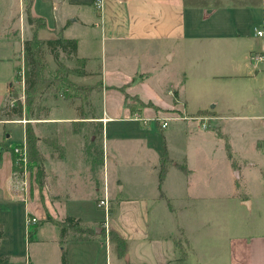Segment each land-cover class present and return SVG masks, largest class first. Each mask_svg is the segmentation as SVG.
<instances>
[{
    "label": "crops",
    "instance_id": "obj_1",
    "mask_svg": "<svg viewBox=\"0 0 264 264\" xmlns=\"http://www.w3.org/2000/svg\"><path fill=\"white\" fill-rule=\"evenodd\" d=\"M27 1L17 0L19 13L11 10L8 25L0 26V112L27 39L35 33L77 39V57L100 75L103 106L97 116L77 111L72 118L103 127L101 160L85 162L71 145L67 155L44 160V177L57 178L66 166L79 176L82 168L88 199L100 208L98 199L107 195L111 209L108 217L86 218L54 206L56 214L48 181L40 193L16 185L12 153L0 163V264H62L65 250L68 264H264V176L254 178L251 170L261 155H241L250 149L264 155V0ZM28 5L42 26L29 22ZM85 6L94 7L91 17ZM197 79L206 84L202 99L188 91ZM156 116L170 117L168 126ZM227 119L238 122L234 145L222 126ZM5 121L0 153L12 137L3 133ZM176 139L184 140L182 149ZM165 145L169 162L160 186ZM18 205L21 221L13 229ZM31 216L44 223L29 240ZM48 216L81 219L94 237L63 239Z\"/></svg>",
    "mask_w": 264,
    "mask_h": 264
},
{
    "label": "rangeland",
    "instance_id": "obj_2",
    "mask_svg": "<svg viewBox=\"0 0 264 264\" xmlns=\"http://www.w3.org/2000/svg\"><path fill=\"white\" fill-rule=\"evenodd\" d=\"M16 1L17 0H4L2 1L3 3H0L1 27L7 26L10 22L11 10L14 12V9L17 7L16 10L19 13V3L16 5ZM25 1L26 3L28 2L27 0ZM84 9L87 11V16L89 15V17H91L94 7L85 6ZM94 13H96V9ZM37 37L39 36L37 35ZM16 58L20 65V72L19 77H17L9 91L8 102L16 104L21 100L24 104L26 115L24 119L7 120L3 123L4 135L12 134V137L5 140L7 147L5 146L6 151L0 153V163L4 165L8 159L7 157L10 156L12 158V153H14L17 156L15 164L18 167L15 172L16 185H18L24 193H32L35 190H38L40 193V190L42 191L48 185V192H50L49 196L53 204L52 210L55 211L56 214L58 212L55 210L54 206L57 207L60 213H65L68 210L71 214H83L86 218L94 216L96 218L105 217V209L98 208L94 201L88 199L89 188L84 184L87 172H85L84 169L81 168V170H79L78 176L76 167L66 166L59 172V177L56 178V176L52 175L48 180L44 177V160H58L63 157L64 154L67 155L68 150L66 149H71V145L77 146L78 149L82 150L80 153H84L82 157L85 159V162L90 161L88 163H98L99 160H101L102 140L101 134L98 133L99 125L90 124L91 122H85L82 119L80 120V118L79 120L78 118L77 120H74L76 118H72L76 115L77 111L84 112L87 118H90V116L94 114H96V116L100 114L103 106V98L102 95L100 96L103 90L102 83L100 82V75L97 73L83 75L85 66L81 59L68 57L64 55V53H61L59 60H55L54 56L49 53L48 48L44 47L43 60L47 66L45 67L43 77L45 76L49 79V87L45 89L43 94H32L31 97L34 96V99L31 106H28V94L25 91L26 66L23 52L19 53ZM178 65L177 63H169L168 67L173 69ZM66 74L69 75L70 83L66 85L57 84L58 76H64ZM47 82L48 81H45L44 84ZM203 86H206L204 81H199L197 79V82L189 86L188 91L193 96L196 95V99H202L200 96L201 88H204ZM233 90H235V86H230L229 91L231 94ZM129 103L143 106V103L136 100H134V102L131 100ZM47 115L48 118L46 117ZM63 117L68 120H58ZM234 123L238 122L233 119L222 121V126L225 128V130H223L225 133L229 134L231 145H234V136H238L239 130H235L233 126ZM27 128L32 131V139L30 140H28L26 136ZM183 141L182 139L179 144V139H176L175 147L177 149H182ZM16 147L20 149L18 152L15 150ZM255 152H251L250 149V152L246 151V153H241V155L246 158H248V156H250V158L254 156L255 158V156L260 153L261 157H256L257 165L251 170L254 176H256L254 178H262L264 173L259 169L262 167V163H264V155L262 156L261 150ZM236 158L238 162L244 163V161L238 159V156H236ZM41 171H43V175H41ZM67 173L69 175H67ZM234 175L236 176L235 172ZM45 180L46 182L48 181L47 185H45ZM55 195H63L64 198L59 199L56 198L57 196L54 197ZM30 201H33V199H30ZM31 203L35 204L34 201ZM4 209V206L0 204V215L3 214L2 210ZM21 209L22 205H18L13 211L14 216L12 218V223H10L13 229L20 225ZM43 223L44 222L39 221L37 224L30 225L29 231H31V234L28 231V234H30L28 235L29 240L33 239L37 227ZM70 235L72 237H77L79 234L68 231L66 237ZM9 245L8 242L6 247H9ZM15 248L16 250L18 249V252H21L20 255L22 257L25 256V254L29 256V250L24 246L22 249L19 245Z\"/></svg>",
    "mask_w": 264,
    "mask_h": 264
},
{
    "label": "trees",
    "instance_id": "obj_3",
    "mask_svg": "<svg viewBox=\"0 0 264 264\" xmlns=\"http://www.w3.org/2000/svg\"><path fill=\"white\" fill-rule=\"evenodd\" d=\"M29 12V22L31 24H34L36 27L42 26V20L34 18L30 14V5H28L27 8ZM36 33L32 36L31 39H27L24 42V59H25V66H26V72H25V91L28 94L27 97V105L31 106V103L33 101V97H31L32 94L41 93L43 94L45 89L49 87V79L47 77H43L45 67L47 66L43 60V49L48 48L49 53H51L55 60H59L61 53H64V55L68 57H76L77 59H81L77 57V50H78V40L77 39H71V38H64L62 36H58L56 38H49V39H38ZM83 61V64L85 66V60L81 59ZM20 72V66L17 67V77H19ZM90 73L84 69L83 75H89ZM57 76V75H56ZM56 78V77H55ZM57 84L66 85L70 83L69 75H59ZM45 81H48L46 84H44ZM80 112V111H79ZM82 113V111L80 112ZM84 114V112H83ZM25 109L24 104L21 100L18 101L16 104H11L8 102V100L5 102V104L1 108L0 112V119L5 120H13V119H24L25 117ZM39 118V117H38ZM103 127L101 126L98 130V133L102 135ZM32 131L27 128L26 130V136L27 139H32ZM17 160V156L14 154V170H17L18 167L15 164ZM42 160V159H41ZM169 162V157L167 153L166 145L164 146V154L161 159V165H160V186L162 185V182L164 180L166 171H167V164ZM41 175H43V171H41ZM42 182V181H41ZM48 221L55 222L58 224L61 228V235L63 239L66 237V233L68 231H72L74 233L79 234L77 237L78 239H89L94 237V229L88 226H85L83 224V221L81 219L75 218L73 216H67L62 221L54 220L52 217L48 216L46 218ZM44 222V221H41ZM31 234V231H29ZM3 225L0 224V244L1 239L3 238ZM28 234V235H30ZM3 259H0V262H2ZM62 264H68V257L66 250L63 252L62 256Z\"/></svg>",
    "mask_w": 264,
    "mask_h": 264
},
{
    "label": "built area",
    "instance_id": "obj_4",
    "mask_svg": "<svg viewBox=\"0 0 264 264\" xmlns=\"http://www.w3.org/2000/svg\"><path fill=\"white\" fill-rule=\"evenodd\" d=\"M97 6H100V2L97 3ZM258 34L260 36L263 35V31H258ZM253 59H261V57H255V56H252ZM154 120H157V121H160L161 122V126L162 127H166L168 126L169 124V119H171L170 117H161V116H156L155 118H153ZM145 122L148 121V119H144ZM17 152L20 150L19 148L16 147L15 149ZM98 206L100 208H104L105 211H106V216L108 217L109 216V213H110V199L108 198L107 195L101 197V199L98 201ZM39 222L38 218L35 217V216H31L29 217L28 219V224L29 226L32 225V224H37Z\"/></svg>",
    "mask_w": 264,
    "mask_h": 264
}]
</instances>
